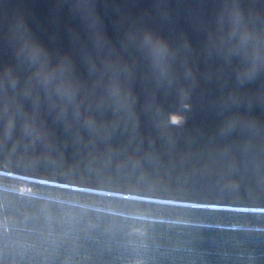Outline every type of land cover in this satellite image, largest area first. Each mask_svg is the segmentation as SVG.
Segmentation results:
<instances>
[{"label": "water", "instance_id": "95a60500", "mask_svg": "<svg viewBox=\"0 0 264 264\" xmlns=\"http://www.w3.org/2000/svg\"><path fill=\"white\" fill-rule=\"evenodd\" d=\"M0 174L264 212V0H0Z\"/></svg>", "mask_w": 264, "mask_h": 264}, {"label": "trees", "instance_id": "16d2710c", "mask_svg": "<svg viewBox=\"0 0 264 264\" xmlns=\"http://www.w3.org/2000/svg\"><path fill=\"white\" fill-rule=\"evenodd\" d=\"M0 264H264V212L151 202L0 174Z\"/></svg>", "mask_w": 264, "mask_h": 264}, {"label": "clouds", "instance_id": "9594fccd", "mask_svg": "<svg viewBox=\"0 0 264 264\" xmlns=\"http://www.w3.org/2000/svg\"><path fill=\"white\" fill-rule=\"evenodd\" d=\"M146 39L149 41H153V37L150 34H146ZM154 43L160 48L161 51L166 50V46L163 45L162 42L157 40V41H154ZM184 95L186 96V93ZM169 123L174 124L176 126H182V124L184 123V118L181 117L179 120L173 121L172 118L170 117Z\"/></svg>", "mask_w": 264, "mask_h": 264}]
</instances>
